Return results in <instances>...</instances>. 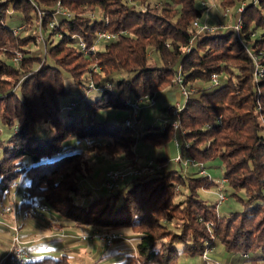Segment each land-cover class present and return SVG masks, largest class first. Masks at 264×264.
I'll list each match as a JSON object with an SVG mask.
<instances>
[{
  "label": "trees",
  "instance_id": "1",
  "mask_svg": "<svg viewBox=\"0 0 264 264\" xmlns=\"http://www.w3.org/2000/svg\"><path fill=\"white\" fill-rule=\"evenodd\" d=\"M202 1L199 7L197 0H0V202L26 176L21 207L41 199L77 224L132 229L139 234L136 251L121 264H179L181 251L202 256L218 242L252 264L263 263L264 75L256 79V63L235 30L198 32L193 21H205ZM242 1L218 0L233 14ZM247 1L241 14L243 37L264 63V0ZM59 2L71 17L57 13ZM11 10L22 14L24 29L15 31L7 23ZM31 30L43 36L44 55L28 46L36 40ZM104 30L116 37L85 53L79 42L85 40L91 48ZM18 52L22 56L15 61ZM180 70L184 83L200 84L181 111L186 128L182 147L189 144L182 153L202 164L222 160L226 184L234 194L244 191L247 196L241 198L244 210L220 214L218 202L201 197V189L217 181L200 170L199 175L185 172L190 160L170 168L165 158L115 190L82 203L80 183L94 168L86 153L135 156L139 139L130 126L88 124L82 115L63 119L62 98L70 93L65 73L82 85L88 75L97 90L112 83L85 103L96 110L125 107V98L154 97L177 84ZM213 73L219 83L211 82ZM73 103L80 102H72L69 115ZM47 122H52L53 132L41 135L40 126ZM3 125L9 127L6 139ZM173 131L168 122L160 133H147L144 139L164 142ZM71 134L93 141L84 151L69 150L65 141ZM179 193L185 196L177 199ZM65 256H44L27 264H71ZM0 264L12 263L6 257Z\"/></svg>",
  "mask_w": 264,
  "mask_h": 264
},
{
  "label": "rangeland",
  "instance_id": "2",
  "mask_svg": "<svg viewBox=\"0 0 264 264\" xmlns=\"http://www.w3.org/2000/svg\"><path fill=\"white\" fill-rule=\"evenodd\" d=\"M208 3L204 5L207 7V12L205 15V23L209 25L211 33H219L222 31H236L237 25V14H233V12L229 15V17L224 18V13L228 8H223L219 5L218 0H206ZM197 4L199 7H202L201 0H197ZM233 8V6H232ZM231 9V7H230ZM232 11V9H231ZM196 19V18H195ZM194 19V20H195ZM23 16L20 13L13 12L12 10L8 12L7 23L15 28V31H20L24 29ZM212 25V26H211ZM31 30L29 33H32ZM110 32V31H109ZM111 33V32H110ZM200 33H204L200 31ZM208 33V32H206ZM210 33V32H209ZM36 35V40L34 43L32 41L31 44L29 42L28 46L31 47L37 54L44 55L46 51V47L44 45L43 36L39 34L37 31L33 32ZM114 34V33H113ZM238 38L241 41V44L247 50V52L253 57L252 52L248 51L245 44L248 42L244 39L243 34L239 35L236 32ZM115 38V37H113ZM111 38V39H113ZM111 39H103L95 41L96 48L101 47V42L111 40ZM87 44V43H86ZM188 49L186 48V51ZM249 50H251L249 48ZM260 52H264V50H260ZM264 54V53H263ZM21 52H18L14 57L15 61H18L21 58ZM254 59V58H253ZM264 59V57H263ZM257 66V65H256ZM255 66V67H256ZM94 72L97 71L94 68ZM256 71V69H255ZM255 74V72H254ZM85 84H79L75 82L74 78L65 73V83L70 90V93L62 98V106L63 110L60 113V116L63 119H71L76 116H83L84 122L91 124L93 122H114L117 125H121L123 127H127L126 119L131 118L133 124V132L137 137L138 142L134 148L135 156H118V157H110L104 155H98L95 153L87 152V157L91 160V164H94V168L92 173H88L86 177H84L80 183L82 187V195L78 197V199L84 203L88 204L90 200L99 197L101 195L107 194L105 187V176L109 170L119 169L124 170L126 168H140L144 173L152 169L153 165L158 164L159 159L165 158L166 166L170 168H180V164L175 163L176 157L182 153V144L184 142V138L181 136L183 133H186V128L183 129L180 123L179 128H175L173 126L172 119L173 114L177 107L175 106L177 103H185L187 97H185L177 84H173V86L167 87L165 89L158 90L155 96H150L146 102L142 103L143 108L140 110V113L135 116V108L130 105H126L125 101L128 98H125L123 104L125 107H107L102 108L99 107L96 110L93 107H86L85 103L94 101L98 97L101 96V92L97 90V87L90 88V78L87 75L84 79ZM190 84V83H189ZM194 87L199 86V82L191 83ZM190 84V86H191ZM187 85V83H186ZM202 85V84H201ZM105 86V87H104ZM103 87L106 89L112 88V83H107ZM197 90V89H196ZM146 95V94H144ZM142 96V95H141ZM138 96L137 98H140ZM131 99V98H130ZM132 101L134 99H131ZM80 102L75 108L72 110L71 115L67 112V109H70L72 102ZM155 102V103H153ZM152 104L153 106H149L148 104ZM184 108V107H183ZM182 108V110H183ZM181 110V111H182ZM181 114V113H180ZM181 117V115H180ZM168 122L171 123L173 131V136L164 142L155 141V140H145L144 137L147 133L157 135L166 128ZM3 134L2 138L6 139L8 137V129L6 125L2 126ZM181 129V133H180ZM183 129V130H182ZM52 134L53 125L52 122L42 123L40 126V134H44L45 132ZM185 131V132H184ZM93 139L82 140L78 138L75 134H71L67 140L65 141L68 149L72 150H82L84 151L89 144H91ZM178 143V145H177ZM68 151V150H66ZM187 157V156H186ZM152 161V162H151ZM133 162V163H132ZM184 162V161H183ZM182 162V163H183ZM191 164L185 167V172L192 173L195 175H199L198 171L200 170V166ZM204 168L207 170L208 174L211 175L217 181V184L210 189H201V197L209 202H218L220 198V194L224 193L227 196L226 200L220 205L219 211L222 215H228L233 211H243L245 208L244 200L247 199V196L244 191H239L237 194H234V190L229 187L226 183L223 182L222 179L224 177L225 167L220 159L210 160L206 162ZM27 182L26 176H21L13 185L12 192L6 199H3L0 202V210L3 211L4 207L14 204L13 206L17 207L22 216L28 217L26 220L28 222L34 223V221L45 217L48 213L34 214V206L38 203H46L40 199L39 202L35 203L33 206L29 207H21V201L24 199V195L22 193V189ZM185 194L179 193L177 199L184 197ZM244 200H242V199ZM6 200V201H4ZM12 206V207H13ZM4 212V211H3ZM11 212H14V208H12ZM7 212V213H11ZM51 216V215H50ZM35 217V218H34ZM67 221H75L64 218ZM25 218H23L24 220ZM7 223V222H6ZM46 223V222H44ZM44 223H42L44 225ZM77 224V223H76ZM10 225H20L17 222L5 224L3 221H0V257L9 247V243L13 242V230ZM78 225H90V227H94L93 231H88L87 228H81L79 231H74L75 227H69L68 232H75L79 237L71 238V237H57L54 230L49 231H39L40 233L35 237L37 240L32 244L25 247L29 249L33 254V259L41 258V256H54L56 258L65 257L71 262V264H121L126 260L128 254L134 253L136 251V243L139 239V234L134 232L130 228H122L118 230L123 234L121 238H118L112 246H108L105 244V241L99 237L105 232H109L106 230V227L103 226H94L91 224H78ZM33 227V226H31ZM89 229V228H88ZM21 231V228H20ZM48 232V237H45V233ZM23 234V233H22ZM20 233L21 239L23 240V236ZM62 236L61 234H59ZM75 235V236H76ZM96 235V236H94ZM80 241L89 243L88 248H83L80 246ZM12 247V246H11ZM44 249H48L45 253ZM209 257H211V261H205L203 255H190L187 252H180L178 263L179 264H252V260L244 258L239 253H231L229 252L225 246L218 242L216 246L209 247ZM10 252V251H9ZM8 252V253H9ZM43 254V255H42ZM8 255V254H7ZM246 256V255H245ZM261 264H264L261 263Z\"/></svg>",
  "mask_w": 264,
  "mask_h": 264
},
{
  "label": "built area",
  "instance_id": "3",
  "mask_svg": "<svg viewBox=\"0 0 264 264\" xmlns=\"http://www.w3.org/2000/svg\"><path fill=\"white\" fill-rule=\"evenodd\" d=\"M252 1L259 2L260 0H252ZM202 3H203V5H206L208 3V1L203 0ZM247 3H248L247 0L242 1L240 3V5L238 6L237 11H236V14H237L236 32L239 35L243 34V23H242L241 14L245 10ZM57 13H63L64 15H67L68 17H71V13L60 2H59V5H58ZM231 13H232L231 9L228 8L226 10V12L224 13V18L229 17V15ZM55 25H56V22L52 21L51 22V26H55ZM193 26L198 30V32L202 31V32H208V33L210 32L211 33L212 30H210V28H213V27H210L209 25H207L205 22H203L198 17L193 21ZM213 29H215V28H213ZM113 37H116V34L110 33L108 30L101 31L98 34V40L99 41L103 40V39H106V38L110 39V38H113ZM79 43H80V45L82 47V50H84L85 53H90V52H92V51L97 49L96 45H95L96 43L93 44L91 48H89L87 46L85 40H81ZM245 45H246V48L248 49V51L252 52L254 61H255L256 65H257L256 66V71H255V77H256V79H260L264 75V63L261 61L262 57H261L260 54H258L254 50H252V48H250L248 44H245ZM249 48L251 50H249ZM188 50H190V47H188ZM17 59H20V58H17ZM94 68H95V70H97L98 66L95 64ZM211 79H212V81H211L212 83H215V84L219 83V78H218V74L217 73H213ZM175 80H176V82H177V84H178V86L180 88V91L187 98L189 97V95L193 91H196V89H197V87L190 86L189 84L186 85V83H184V80H183V77H182V74H181V70L179 71V73H178V75H177ZM89 87L90 88L96 87L95 83L90 81ZM104 87H99V89L102 91V90L105 89ZM149 98H150V96L147 95V94L146 95H142L140 98H136L133 101L130 98H128V100L125 101V104L126 105L127 104L130 105L132 108L134 107L135 108L134 109L135 110V116H137L140 113V110L143 108L142 103L144 101L146 102V100H148ZM153 103H155V102H153ZM74 104L75 103H73V105ZM152 104L149 103L148 105L152 106ZM175 106L177 107V109L175 111V114H173L172 119H170V122L172 121L173 126L175 128H179L180 127V123H181V120H180V115L181 114L180 113H181L182 108L184 107V103L179 102ZM131 118L126 119V123H127L128 126L133 127V124H132V120L133 119H131ZM177 145H178V143H177ZM188 146H189V144L186 142V144L182 148L186 149ZM188 161L190 163L192 162V164L195 163L196 165L200 166L201 167L200 168V172L202 174H205V175L208 174L207 170L204 168L202 163L194 162L193 159L185 157L183 155V153L179 154L176 157L174 162L175 163H182L183 162V163L187 164ZM144 172H143L142 169L135 168V167L134 168H126L124 170H119V169L109 170L106 173V176H105V187H106V189L108 191H113L116 188H118L123 182H125V180L127 178H129L131 176H134V175L142 174ZM222 181L223 182H227L228 180H227L226 177H223ZM226 198H227V196L224 195V193L220 194V198H219V201L217 203V210L219 209L220 205L226 200ZM12 208H13L12 205H9L7 207H4L3 211L4 212H11ZM33 210H34V214L37 215V214H41V213L51 212V207H50V205L48 203H38V204H36L34 206ZM10 227L13 230V242H12L11 250L8 253L7 257L9 258V260H10V262L12 264H27L30 260L33 259V254H32V252L29 249H27L25 247V245H24L25 241H23L21 239L20 227L18 225H15V226L10 225ZM94 236H96V235H94ZM122 236H123V234L120 233L119 231H109V232L103 233L102 235H99V237H101L105 241V244L108 245V246H112L114 244V242L118 238H121ZM203 257L205 258V261H207V262L211 261V257H209L208 248L206 249Z\"/></svg>",
  "mask_w": 264,
  "mask_h": 264
},
{
  "label": "crops",
  "instance_id": "4",
  "mask_svg": "<svg viewBox=\"0 0 264 264\" xmlns=\"http://www.w3.org/2000/svg\"><path fill=\"white\" fill-rule=\"evenodd\" d=\"M6 198L7 197H5V199ZM4 201H6V200H4ZM13 205L14 204H12V206ZM13 208H14V212H11V213L3 212L2 210H0V221H3V223H5L6 225L10 224V223L17 222L20 225L21 234L23 233L22 234L23 241H25L26 246L32 244L34 241L37 240L35 237H37V235L40 233L39 231L43 232V231L54 230V231H56L55 234L57 237H61V238H63V237H71V238L75 237V238H77L79 236L76 235L75 232H68V231H70L69 227H71V226L75 227L74 231H79V230H81V228H87L88 231L94 230V227H92V226L90 227V225H78L72 221H67V220L63 219L62 216H60L59 214H57L55 212H51L50 214H48V216L46 215L45 217H42L41 219L34 221V223L28 222L26 220L28 217L22 216L21 213H19L20 210L17 207L13 206ZM23 218H25V219L23 220ZM44 222H46V223H44ZM42 223H44V225ZM31 226H33V227H31ZM47 234H48V232H46L44 234L45 237H48ZM59 234H61L62 236H60ZM11 246H12V241L9 243L8 249L6 250L5 253H3L1 255L0 259H4L7 257L8 252L11 250ZM80 246L83 248H88L89 243L80 241ZM47 251H48V249H44V252L41 251L40 253H44V255H46L45 253H49ZM42 257L43 256H41V258Z\"/></svg>",
  "mask_w": 264,
  "mask_h": 264
}]
</instances>
